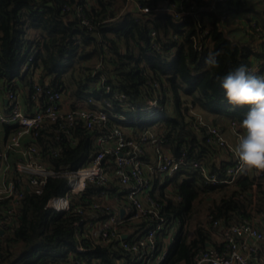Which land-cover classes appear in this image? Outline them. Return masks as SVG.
<instances>
[{"label":"trees","instance_id":"1","mask_svg":"<svg viewBox=\"0 0 264 264\" xmlns=\"http://www.w3.org/2000/svg\"><path fill=\"white\" fill-rule=\"evenodd\" d=\"M163 1L0 0V80L8 82L21 74L22 85L29 89L35 79L42 80L43 86L62 89L72 105L104 108L110 104L106 110L130 119L135 132L160 129L162 145L174 156L184 152L188 161L167 178L169 193L159 187L154 197L161 206L160 216L165 218L164 227L156 234L157 247L170 225L178 222L161 264H194V253L211 243L214 219L228 225L250 219L253 206L264 211V187L260 181L253 186L254 173L240 175L232 185L211 184L192 167L190 161H200L222 178L232 162L219 167L211 162L218 148L208 144L205 128H195L194 117L188 113L190 104L198 105L241 125L248 106L230 105L220 79L240 64L251 66L253 57L264 62V49L255 50L253 28L243 29L247 39H235L228 35L220 17L237 18V22L255 23L264 29V0H259L263 5L258 9L249 5V0H225L218 5V12L207 10L212 0H188L185 5L194 14L179 18L169 12L139 10ZM206 18L210 19L207 34ZM151 30L156 32L154 37ZM210 53L217 54L216 65L207 63ZM262 73L263 68L257 72ZM117 95L123 98L118 100ZM147 100H156L159 111L149 113ZM63 123L58 119L36 136L46 159L59 170L81 164L95 151V130L74 124L68 127L72 136L63 129L55 132ZM51 147L58 148L57 155L50 154ZM65 185L64 177H49L40 193H25L18 225L0 246V264H119L122 259L137 264L133 252L123 249L118 240L103 245L95 242L96 234L87 236L84 223L96 220L89 206L101 186L91 185L86 192L73 195L69 210L47 206L51 197L64 193ZM75 206L82 210H74ZM79 220L83 223L75 225ZM148 227L144 224L138 232ZM133 236L127 239L133 240ZM78 245L84 250L77 251Z\"/></svg>","mask_w":264,"mask_h":264},{"label":"built area","instance_id":"2","mask_svg":"<svg viewBox=\"0 0 264 264\" xmlns=\"http://www.w3.org/2000/svg\"><path fill=\"white\" fill-rule=\"evenodd\" d=\"M187 1L164 0L154 8L144 6L139 10L141 13L169 12L179 18L185 14H194L191 7L185 5ZM224 2L212 0L206 8L218 12V5L222 6ZM227 20L224 15L220 17L223 26ZM209 22L210 19L206 18L205 34L208 33ZM245 27L247 31H251L250 28L255 31V50L258 47L264 49V29L255 23ZM155 35V30H151V36ZM153 46L157 48L155 44ZM249 67L257 72L263 68L264 74V62L260 58L253 57ZM26 68L24 64L22 71ZM20 75L8 82L0 80V246L3 239L12 235L18 225L25 193H40L49 177L62 176L66 180L65 191L49 199V208L69 210L73 195L86 192L91 185L101 186L102 189L93 195L89 206L96 220L84 223L87 236L93 237L96 234L97 238L93 239L103 245L118 240L123 249L133 252L137 264H161L173 242L178 222L170 225L157 247L156 234L164 227L165 218L160 216L161 206L154 197L159 187L169 193L168 179L188 163L185 153L174 156L162 145V140L152 127L135 132L130 119L122 113L111 114L106 110L110 104L104 108L72 105L62 89L48 88L36 79L29 89L30 86L22 85ZM154 84L158 85L157 82ZM27 89L30 92L26 94ZM116 97L118 100L123 98L122 95ZM157 106L156 100H147L149 113L158 112ZM127 108L124 106V109ZM188 113L194 117L195 128H205L208 144L235 152L219 125L194 112L191 104ZM58 119H63L64 123L55 132L63 129L64 133L72 136L68 127L74 124L85 130L96 131L93 138L95 151L81 164L64 170L56 169L49 163L44 148L36 141L38 131ZM236 124L232 121L233 126ZM48 151L55 156L58 148L51 147ZM190 164L206 182L231 185L239 178L245 166L236 153L234 161L224 170L225 176L219 178L210 173L200 161L193 160ZM263 171L254 169V187L262 179ZM174 199L180 197L174 196ZM253 207L254 216L250 219L228 225L221 219H214L210 224L211 232L218 234L219 238L194 253V264H264V211ZM74 210L80 212L82 208L75 206ZM82 223L79 220L74 224L79 226ZM144 224L149 226L148 229L138 232ZM123 226L126 228L122 229ZM130 234L134 235L133 240L127 239ZM83 250L78 245L77 251ZM118 263L129 264L123 259Z\"/></svg>","mask_w":264,"mask_h":264},{"label":"clouds","instance_id":"3","mask_svg":"<svg viewBox=\"0 0 264 264\" xmlns=\"http://www.w3.org/2000/svg\"><path fill=\"white\" fill-rule=\"evenodd\" d=\"M217 54L210 53L207 63L216 65ZM227 102L233 106H248L241 121L244 134L235 146L240 161L249 169L264 170V74L240 64L220 79Z\"/></svg>","mask_w":264,"mask_h":264},{"label":"crops","instance_id":"4","mask_svg":"<svg viewBox=\"0 0 264 264\" xmlns=\"http://www.w3.org/2000/svg\"><path fill=\"white\" fill-rule=\"evenodd\" d=\"M244 37H241L239 39L243 40L244 38H248L247 34H242ZM243 38V39H242ZM182 95V94H181ZM183 98H186L184 95H182ZM194 112L199 113L207 118H209L211 121L215 122L217 125H219L228 140L229 144L235 149V146L238 142V138L244 134L245 130L241 127V125L236 124L232 126V120L228 119L226 116L218 115V114H212L210 112H207L203 110L198 105H191ZM236 153L233 151L228 150L227 148H220L217 149L214 155L212 156L211 162L215 164L216 167H219L222 163L225 162H233L235 159ZM254 169H249L246 166H244V169L241 173V175L247 174L248 176L253 175ZM264 178V177H263ZM263 178L260 180V183L264 186ZM254 213L251 210V216L253 217ZM219 238V235L216 233L211 232V242H215ZM264 245V244H263Z\"/></svg>","mask_w":264,"mask_h":264},{"label":"rangeland","instance_id":"5","mask_svg":"<svg viewBox=\"0 0 264 264\" xmlns=\"http://www.w3.org/2000/svg\"><path fill=\"white\" fill-rule=\"evenodd\" d=\"M248 4L251 5V6H254V8H257V7L260 8L261 5H263V2H260L259 0H249ZM245 26H247V23H243L242 21L241 22H237L235 20V18L230 17L227 20V24L225 25V28H226V30H228V32H229L228 35L230 37L238 39V38L242 37V32H243V29L245 28ZM96 84H99V83H93L92 85H96ZM208 120H210V119L208 118ZM214 124H216V123L214 122ZM155 132H157V133L160 132V129H157ZM263 181H264V178H263Z\"/></svg>","mask_w":264,"mask_h":264},{"label":"water","instance_id":"6","mask_svg":"<svg viewBox=\"0 0 264 264\" xmlns=\"http://www.w3.org/2000/svg\"><path fill=\"white\" fill-rule=\"evenodd\" d=\"M43 81L42 80H39V83L41 84ZM121 213H122V211H121Z\"/></svg>","mask_w":264,"mask_h":264}]
</instances>
